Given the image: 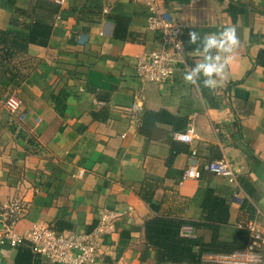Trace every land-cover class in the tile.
I'll list each match as a JSON object with an SVG mask.
<instances>
[{"label":"crops","instance_id":"1","mask_svg":"<svg viewBox=\"0 0 264 264\" xmlns=\"http://www.w3.org/2000/svg\"><path fill=\"white\" fill-rule=\"evenodd\" d=\"M160 1L183 27L185 43L183 61L163 84L136 75L138 58L162 46L161 34L149 28L146 0H67L64 6L0 0V30L28 33L41 22L45 34L36 41L46 43L16 51L20 75L8 86L0 83V213L23 195L29 210L15 228L23 235L37 223L54 224L66 208L74 229L64 232L96 233L95 264H232L234 255L248 263L252 239L233 253L159 262L144 225L158 215L203 222L210 189L229 206L224 235L250 224L264 234V0ZM231 26L240 45L224 79L214 89L202 86L203 77L199 86L188 84L185 70L202 59L188 31ZM12 95L22 104L15 113L5 106ZM161 110L186 127L158 123L141 134L146 112ZM189 129L190 143L177 139ZM211 161L229 162L236 181L205 170ZM189 167L201 177L184 178ZM149 182L159 212L139 195ZM211 234L205 227L182 230L204 242ZM2 236L0 229V264H14L16 248Z\"/></svg>","mask_w":264,"mask_h":264},{"label":"built area","instance_id":"2","mask_svg":"<svg viewBox=\"0 0 264 264\" xmlns=\"http://www.w3.org/2000/svg\"><path fill=\"white\" fill-rule=\"evenodd\" d=\"M59 6H64L67 0H51ZM150 11L149 28L161 34L162 46L138 58L136 63L137 78L143 83L163 84L174 75L175 64L183 61L185 43L183 27L165 10L160 0H146ZM182 42L180 47L177 43ZM21 101L16 95L5 101L6 108L17 112ZM177 139L190 143L193 129L176 135ZM205 170L219 176L236 181L232 165L226 161H211L205 164ZM201 172L193 167L187 168L184 178H200ZM29 210L28 201L23 195H15L0 213V229L3 232L2 243L13 248L28 243L34 254L51 260L53 264H95L100 255V244L96 233L85 234L75 232L59 233L46 222L37 223L27 234H18L15 228ZM251 232V243L247 253L241 258H247L248 263L232 256V264H264V234L254 224L248 225ZM235 258V259H234ZM239 259V260H238Z\"/></svg>","mask_w":264,"mask_h":264},{"label":"trees","instance_id":"3","mask_svg":"<svg viewBox=\"0 0 264 264\" xmlns=\"http://www.w3.org/2000/svg\"><path fill=\"white\" fill-rule=\"evenodd\" d=\"M48 1L56 4L51 0ZM44 34L43 23L41 22H37L36 27L28 33L11 28L0 30V83L8 86L16 82L15 79L20 75V72L16 64L18 60L13 54L16 51H27L31 43L46 45L44 41H36ZM48 37L49 34L44 39ZM158 123L170 124L175 126V129H180L179 126L181 125L182 127L187 125V121L181 120L167 111H147L139 131L141 134L147 135L148 131ZM154 192L155 187L149 182L141 189L139 195L152 211L159 212V206L153 202ZM213 196V190L208 189L204 192L202 209L205 216L201 219L203 222L188 221L166 215H158L145 222L147 243L157 251L159 262L191 263L192 261H199L203 253L209 251L226 254L243 250L248 246L251 241V232L247 226L242 229H234L230 235L223 234V227L229 223V206L223 199ZM67 217L68 210L60 208L54 224L51 225L52 229L59 233L73 230L74 224ZM185 226H190L193 229L199 227L210 229L212 233L210 241L204 242L202 241L203 238L198 236L196 238L182 236V230ZM196 248H200V250L196 251ZM43 262V258L34 254L28 243L16 248L14 264H43Z\"/></svg>","mask_w":264,"mask_h":264},{"label":"clouds","instance_id":"4","mask_svg":"<svg viewBox=\"0 0 264 264\" xmlns=\"http://www.w3.org/2000/svg\"><path fill=\"white\" fill-rule=\"evenodd\" d=\"M188 43L195 45V53L202 57L201 62L185 70L184 80L191 85L214 89L217 87V78L224 79L231 54L240 45L236 27H226L223 31L214 33L189 30ZM182 42L177 43L180 47ZM223 54V55H221Z\"/></svg>","mask_w":264,"mask_h":264}]
</instances>
